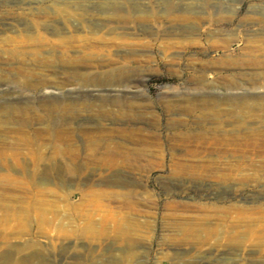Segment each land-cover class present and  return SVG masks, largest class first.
I'll use <instances>...</instances> for the list:
<instances>
[{"label": "rangeland", "instance_id": "1", "mask_svg": "<svg viewBox=\"0 0 264 264\" xmlns=\"http://www.w3.org/2000/svg\"><path fill=\"white\" fill-rule=\"evenodd\" d=\"M0 264H264V0H0Z\"/></svg>", "mask_w": 264, "mask_h": 264}, {"label": "bare ground", "instance_id": "2", "mask_svg": "<svg viewBox=\"0 0 264 264\" xmlns=\"http://www.w3.org/2000/svg\"><path fill=\"white\" fill-rule=\"evenodd\" d=\"M5 26V25H4ZM8 26V28L11 30V29H13V27H12V25L11 24H9V25H7ZM59 31H60V29L59 28H54V30H53V34H55V35H57L58 33H59ZM145 43V42H144ZM144 43H142V42H132V43H121L120 45H124V46H129L130 48H131V53H135L136 54V52H138L142 47H146V48H148L149 50L150 49H154V46H153V43H146V44H144ZM123 60H127L128 58L126 57V56H122L121 57ZM149 58V56L148 57H145V59H142V58H140V57H138V58H136L135 57V59H134V68H132V69H130L128 72H129V74H127L128 72H127V69L125 68V67H122V66H120V67H117V68H112V69H108V70H105V71H101V72H97V73H99V76H104L105 77V80H100L99 79V81H98V84L100 85V84H103V83H108V84H111V83H115L116 81H119V78H123L122 79V81L123 80H126L127 79V77L129 78V76L132 74V73H137L138 72V69H139V66L141 65V64H143L144 62H147V61H150V59H148ZM203 83V82H202ZM184 100L186 101V102H191L192 104H193V106L190 108L191 109V111L193 112V110H195V109H199V110H206V114H208V99L207 100H203V101H200V104L199 103H197V101L195 100V97H187V98H184ZM189 109V110H190ZM54 123V122H53ZM97 123H99V125H102L103 124V122H97ZM113 123V122H112ZM171 123V125L173 124H180V123H182V122H170ZM197 123H199V122H197ZM218 123V125L217 126H214L213 128H212V130H211V132L212 133H217V132H219L220 130H221V123H219V122H217ZM236 124H235V128L232 130V133L233 134H235V133H237V132H239L240 130V128L242 127V125H243V123L242 122H235ZM183 124H184V126H185V128H184V130L183 131H174V132H171L168 136L166 135V136H164L163 138L165 139V141L166 140H172L173 142H174V145L175 144H183V143H186V142H190L191 140H193L196 136L193 134V133H191L190 131H189V128H186V127H190V125H191V122H183ZM125 132H127L126 130H120V129H111L110 131H106V129H102L101 131H100V133H103V134H107V135H109V134H121V133H125ZM133 132H135V131H133ZM77 133V132H76ZM81 133V132H80ZM210 134V133H209ZM134 136V135H133ZM141 136V135H140ZM214 136V135H213ZM234 136V135H233ZM138 137V136H137ZM146 137V136H145ZM223 137V136H222ZM97 138H99V137H97ZM139 138V137H138ZM216 138V137H215ZM208 139V137L205 139V140H207ZM217 139V138H216ZM234 139V138H233ZM132 140H134V139H132ZM221 140V139H220ZM225 140H226V138H225ZM135 141V140H134ZM137 141V140H136ZM217 141V140H216ZM234 141V140H233ZM149 142V141H148ZM138 144H140V146H141V148H133V149H130V148H128V147H122V146H110V147H108V149H107V151H108V153H110L112 156H124L125 158L127 157V156H136L137 158L138 157H142L143 159H144V157L145 158H148L150 155L149 154H147L148 153V151L149 152H152V149H151V147H153V146H151L150 144H146L145 142H144V140H140V141H138L137 142ZM106 148L105 146H103V145H98L97 146V148H99V149H101V148ZM123 157V158H124ZM144 160H146V159H144ZM141 161V160H140ZM136 162V161H135ZM172 162H173V158H172ZM178 162H175L174 164H177ZM140 164V163H139ZM140 166V165H139ZM186 166V165H185ZM187 167V166H186ZM189 167V166H188ZM141 168V167H140ZM188 169V168H187ZM174 172L175 171H179L178 169H174L173 170ZM132 241V240H131Z\"/></svg>", "mask_w": 264, "mask_h": 264}]
</instances>
